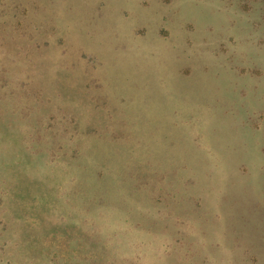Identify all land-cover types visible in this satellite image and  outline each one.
I'll list each match as a JSON object with an SVG mask.
<instances>
[{
  "label": "rangeland",
  "instance_id": "374dc122",
  "mask_svg": "<svg viewBox=\"0 0 264 264\" xmlns=\"http://www.w3.org/2000/svg\"><path fill=\"white\" fill-rule=\"evenodd\" d=\"M0 264H264V0H0Z\"/></svg>",
  "mask_w": 264,
  "mask_h": 264
}]
</instances>
